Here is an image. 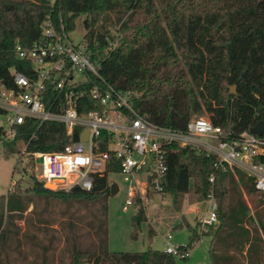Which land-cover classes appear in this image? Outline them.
<instances>
[{"label": "trees", "instance_id": "16d2710c", "mask_svg": "<svg viewBox=\"0 0 264 264\" xmlns=\"http://www.w3.org/2000/svg\"><path fill=\"white\" fill-rule=\"evenodd\" d=\"M81 14L86 15V48L101 76L118 90L137 93L135 108L153 123L183 130L192 118L208 113L214 124L231 126L238 134L264 120V0H0V82L15 88L11 69L33 71L29 60L17 57L15 43L31 46L41 37L46 19L57 30L62 25L70 32ZM112 25H118L116 37L107 30ZM232 86L236 93L230 92ZM85 99L86 108H93L89 97ZM0 138L8 153L20 154L25 147V166L33 167L34 152L61 150L77 139V129L68 134L55 121L38 127L37 119L26 117L11 139ZM165 163L161 193L173 195L174 202L185 194L203 201L213 195L217 202L218 225L204 233L211 236V264H264V192L255 188L254 179L237 168L224 170L206 150L176 143L166 148ZM109 173H119L117 166L95 173L89 191L51 189L33 175V184L22 189L17 179L1 198L0 248L16 235V221L26 220L33 193L90 204L91 215L84 225L72 220L64 224L62 242L38 221L43 241L36 244L41 251L32 264H176L174 255L151 247L108 250ZM146 220L139 205L131 220L133 238ZM187 227L190 241L179 246L183 250L201 240L197 229Z\"/></svg>", "mask_w": 264, "mask_h": 264}, {"label": "built area", "instance_id": "2783aa9c", "mask_svg": "<svg viewBox=\"0 0 264 264\" xmlns=\"http://www.w3.org/2000/svg\"><path fill=\"white\" fill-rule=\"evenodd\" d=\"M14 51L18 58L31 62L33 71L26 74L11 69L15 88L0 82V114L9 116V136H14L15 127L26 117L37 119L38 127L55 121L62 123L68 134L77 129V139L61 150L33 153L45 187L53 184L54 189L64 191H89L95 173L117 166L121 174L143 173L147 184L160 191L167 170L166 148L176 143L214 154L224 170L240 169L254 179L258 191L264 192V134L251 129L234 134L231 126L216 125L204 116L192 118L183 130L153 123L135 108L133 97L137 93L105 82L86 44L73 43L69 32L62 25L57 30L49 19L42 23L37 41L29 47L17 42ZM86 96L93 108H86ZM209 202L210 213L200 217L205 227L219 222L213 195ZM131 204L132 199H127L122 209ZM164 243L167 253L180 258L190 255V250L173 242L171 233L164 236Z\"/></svg>", "mask_w": 264, "mask_h": 264}, {"label": "rangeland", "instance_id": "374dc122", "mask_svg": "<svg viewBox=\"0 0 264 264\" xmlns=\"http://www.w3.org/2000/svg\"><path fill=\"white\" fill-rule=\"evenodd\" d=\"M85 18L86 15L81 14L75 20V28L69 32V37L75 44H86L84 39L86 29L83 23ZM107 30L111 36L116 37L118 35V25L108 26ZM197 116L209 117V114ZM8 117L7 114H0V128L4 132L0 136H4L5 139L11 138L7 131ZM20 145V143L17 144L18 147ZM22 150L23 148L20 154L4 151L0 138V208L2 206L1 198L7 196L10 186L17 179L21 180L22 189L33 184L32 175L35 179L41 180L36 164L33 167L25 166L27 157L22 154ZM108 182L109 185L114 182L118 186V191L115 194H109L107 197L108 250L143 251L151 247L162 251L165 249L164 236L167 233L172 234L175 244L186 245L190 241V230L187 226H191V228L197 229L201 240L190 249V255L187 258L175 256L176 264H211L210 236L204 233L212 232L213 228L205 227L200 218L201 215L210 213L209 200L203 201L185 194L179 197L177 202H174L173 195L163 194L160 192L161 190L149 189L143 173H137L133 176L109 173ZM46 187L54 189L53 184H47ZM135 194H138L139 201L137 202L133 200ZM29 195L32 200L24 213L26 220L16 221L18 229L13 230V232H17L16 235L12 234L10 241L3 248H0L2 264H32V261L37 257L36 254H40L41 251L36 244L43 241V231L38 229V221L47 224L50 227L49 234H54L62 242L64 233L61 228L64 224L72 220L84 225V221L90 219V204L85 205L79 202L68 204L33 193H29ZM244 196L248 204L253 207L251 196L246 192ZM260 197L257 196L256 198L259 199ZM127 199H132L133 204L128 205L127 209L123 210L122 205ZM139 205L144 208L147 220L140 224L137 236L133 238L131 220ZM252 211L254 210L252 209ZM217 225L218 223L215 226ZM150 230H152L151 234ZM24 235L29 237L26 238ZM57 254L58 249L54 254L55 261H58Z\"/></svg>", "mask_w": 264, "mask_h": 264}, {"label": "water", "instance_id": "95a60500", "mask_svg": "<svg viewBox=\"0 0 264 264\" xmlns=\"http://www.w3.org/2000/svg\"><path fill=\"white\" fill-rule=\"evenodd\" d=\"M95 30L99 33V34H104V29L99 26L96 25ZM3 83V82H1ZM230 92L236 93V86H232ZM251 132L259 134V135H263L264 134V120L259 121L257 124H255L252 128H251ZM87 134L85 133L83 135V139H86ZM118 191V186L116 183L112 182L110 184V194H115Z\"/></svg>", "mask_w": 264, "mask_h": 264}, {"label": "crops", "instance_id": "0c3cea01", "mask_svg": "<svg viewBox=\"0 0 264 264\" xmlns=\"http://www.w3.org/2000/svg\"><path fill=\"white\" fill-rule=\"evenodd\" d=\"M210 246H211V236H210ZM210 258H211V256H210Z\"/></svg>", "mask_w": 264, "mask_h": 264}]
</instances>
